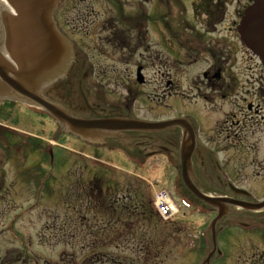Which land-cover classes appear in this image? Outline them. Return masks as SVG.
Segmentation results:
<instances>
[{"label": "flooded vegetation", "instance_id": "obj_1", "mask_svg": "<svg viewBox=\"0 0 264 264\" xmlns=\"http://www.w3.org/2000/svg\"><path fill=\"white\" fill-rule=\"evenodd\" d=\"M250 2L59 0L53 18L71 42L75 59L47 92H57L64 105L86 117L148 122L185 118L195 132L192 160L203 183L199 188L235 201H263L264 72L257 57L242 44L238 31L242 11ZM149 102L156 105L157 117L139 115ZM15 106L3 102L0 110ZM4 118L0 115V131L16 137L15 123ZM180 138L178 126L159 131L134 128L105 143L90 144L97 162L91 164L88 176L71 172L73 204L115 213L112 220L105 221L107 227L111 223L135 227L132 218L153 219L155 214L149 210L146 215L145 205L136 206L138 212L142 209L136 216L131 215L134 207H128L124 218L131 185L116 187V181H133L147 172L151 175L148 169L156 170L164 161H158L159 155L169 157L165 163L176 170ZM10 145L15 164L18 157L27 162L26 172H15V177L22 179V175L32 190L39 181L49 187L55 166L42 171L39 161H29L24 148L18 154L16 144ZM25 145L30 146L28 141ZM2 149L10 150L9 144L0 142V155L8 157ZM42 160L44 163L47 157ZM257 162L261 165L260 184L251 189L252 180L257 181L259 175L254 170ZM47 171L50 173L44 174ZM209 178L219 180L220 187L209 184ZM3 181L5 176L0 173V192L4 191ZM64 182L63 177L58 184ZM233 208L235 213L215 226L214 264H264V248L257 250L258 241L264 244V215H256L264 207L251 211L244 206Z\"/></svg>", "mask_w": 264, "mask_h": 264}, {"label": "rangeland", "instance_id": "obj_2", "mask_svg": "<svg viewBox=\"0 0 264 264\" xmlns=\"http://www.w3.org/2000/svg\"><path fill=\"white\" fill-rule=\"evenodd\" d=\"M179 73L180 71H177V74ZM144 105L139 110V115L157 117L158 114L153 111L156 108L154 103L149 102ZM0 115L5 117L4 120L15 123L13 124L15 127L26 131V133L18 132L16 137L0 131L1 144L6 142L10 149H2L8 157L2 153L0 155V173L5 176V181L1 183L4 191L0 192V264L10 261L9 258L14 256L23 258L16 264H195L193 256L197 257V254L194 253L193 247L199 243V225L207 222L208 215L199 214V217L191 210H183L182 216L185 218L175 221L171 218L176 216L160 217L156 213L155 218L149 221L132 218L131 220L135 221V227L127 225L125 226L127 228H122L124 223H119L118 226L111 223L107 227L105 221L112 220L115 213L87 212L83 210L82 203L81 208L73 204L76 196H73L70 191L72 187L75 188L73 185L75 180H72L71 172H83L87 176L90 174L91 159L87 161L88 156L85 157L80 151L92 155L93 147L85 142L78 143L76 138L61 129L57 131V125L51 118L36 116L33 111L27 109L26 105H16L10 110L3 107ZM27 132L38 134L41 138L39 140H42L41 142L45 145H48L47 139L51 140L50 142L56 141H54V150L57 165L53 170L56 175L54 179L49 180L50 185L47 191L42 193L40 200L38 199V204L34 203L37 186L33 184L32 190L30 188L32 184L25 181L22 175V179L15 177V174L21 171L26 172L27 162L21 158V163L17 160L15 164V160L10 158V152L14 151L10 143L16 144L13 146L17 147L18 154L20 149L24 148L30 162L39 161L42 155L44 157V153L41 154V150L37 149L40 143L28 140ZM27 141L30 145H27L28 147L25 145ZM52 144L49 145L53 146ZM157 158L158 161L164 160L157 165L160 167H156V170L148 169L152 176L160 178V181H156V186L161 187V192L159 190L155 197L157 198L162 192L174 196L172 187L176 181L178 182L177 190H183L181 185L179 186L178 172L165 163L169 157L159 155ZM202 161L206 159L202 158ZM204 166L201 168L204 169ZM42 167V171L49 169L45 163ZM151 175L143 174V177L147 178ZM63 177L65 182L61 186L58 183ZM127 181L129 180H117L116 187H124ZM206 181L209 184L218 183L220 187L219 180L215 181V178H209ZM134 184L130 187L128 200H125L124 218L128 215L126 210L128 207L129 209L134 207V213L138 212L137 205L142 208L144 204L145 211L151 209V203L140 200L141 197L142 199L145 197V192L149 198L152 197L151 189L146 191L148 183L140 180ZM259 184L258 181L252 180L250 187L252 189ZM58 189L60 194L56 193ZM134 189L137 193L136 198ZM113 194L116 195L115 192ZM191 213L192 216L189 215ZM256 215L263 216L264 212H258ZM97 225L101 227L97 228ZM12 230L21 234L27 247H24V243L17 242ZM258 243L260 247L257 250L260 251L264 248V244L261 241Z\"/></svg>", "mask_w": 264, "mask_h": 264}, {"label": "water", "instance_id": "obj_3", "mask_svg": "<svg viewBox=\"0 0 264 264\" xmlns=\"http://www.w3.org/2000/svg\"><path fill=\"white\" fill-rule=\"evenodd\" d=\"M8 1L17 9L18 16L6 23L9 25L8 44L11 45L6 47V51L12 61L4 58L0 51V98H15L41 107L57 120L63 130L93 142L103 141L107 136H115L127 126L158 130L172 125L173 121L161 125L134 123L123 118H84L42 94V87L61 76L72 60L71 45L58 33L52 20L51 13L56 0ZM239 29L243 42L257 51L264 64V0H255L246 8ZM192 152V139L189 130L184 128L179 148L181 179L184 185L193 191ZM197 195L208 204L216 205L210 198L200 193ZM222 215L223 212L220 211L212 221L211 227Z\"/></svg>", "mask_w": 264, "mask_h": 264}]
</instances>
